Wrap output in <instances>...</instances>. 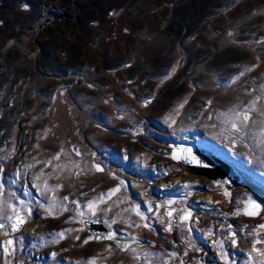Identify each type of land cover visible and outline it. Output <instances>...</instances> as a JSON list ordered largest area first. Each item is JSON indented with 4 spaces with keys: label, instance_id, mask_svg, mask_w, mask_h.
Instances as JSON below:
<instances>
[{
    "label": "rangeland",
    "instance_id": "rangeland-1",
    "mask_svg": "<svg viewBox=\"0 0 264 264\" xmlns=\"http://www.w3.org/2000/svg\"><path fill=\"white\" fill-rule=\"evenodd\" d=\"M262 85L264 0H0V212L25 219L0 231V264H264V103L243 139L218 118ZM167 143L213 152L240 183L182 172ZM53 197L68 199L49 215ZM83 220L144 245L95 242Z\"/></svg>",
    "mask_w": 264,
    "mask_h": 264
},
{
    "label": "water",
    "instance_id": "water-1",
    "mask_svg": "<svg viewBox=\"0 0 264 264\" xmlns=\"http://www.w3.org/2000/svg\"><path fill=\"white\" fill-rule=\"evenodd\" d=\"M147 105L146 103L144 106ZM166 147L171 150L170 159L178 166V168L189 175L201 176L210 180L215 185L222 186L225 191L231 192L240 183L241 175L237 169L227 163L224 159L220 158L213 152L197 145V144H184V143H167ZM181 149H191L192 154L195 155L197 160L201 163L197 164L193 162H184L182 157L185 153L181 152ZM180 159H173V156ZM190 159V157H189ZM21 215V214H20ZM24 217L23 215H21ZM83 228L92 236L95 242L110 243L119 249L121 252H127L131 247H142L143 241L136 239L130 235H124L119 233L114 228L108 227L102 222L93 220H83ZM12 221H7L6 226L10 236L18 234L23 226L19 227L18 231H11ZM2 230V229H0ZM110 234L114 235V239H106L105 237Z\"/></svg>",
    "mask_w": 264,
    "mask_h": 264
},
{
    "label": "snow or ice",
    "instance_id": "snow-or-ice-1",
    "mask_svg": "<svg viewBox=\"0 0 264 264\" xmlns=\"http://www.w3.org/2000/svg\"><path fill=\"white\" fill-rule=\"evenodd\" d=\"M25 7H27V5H25ZM229 35H231V33H229ZM246 71H251L250 68H246ZM173 71H175V69H173ZM244 72H241L239 74V76H243ZM239 76L236 77L235 79H239ZM235 79L233 80V82H235ZM91 86V85H90ZM187 101H185L186 103ZM209 104H211V101L208 102ZM264 103V85L261 86V93L260 95L256 96L255 99H253L252 101H250L246 106H244L243 108H240V106H234L233 108L229 109V111L227 113H220L218 114V118H223L222 119V123L228 126V131H229V135L233 136V137H237L240 139H243L246 135H248L250 133V129H248V124L249 121L251 120V114L254 112H257V105ZM180 107H183V104L180 105ZM239 109V110H237ZM259 115L261 117H264V110H260L259 111ZM122 118V117H121ZM211 119V116L209 117ZM175 121H173L174 123ZM262 123H264V121H262ZM221 135H223V133H221ZM232 143L235 144V139L232 140ZM259 144L261 146V151H264V128L261 129L260 132V137H259ZM182 153H185V155L182 157L184 162H195L197 164H200L201 162L199 160H197V158L195 157V155L192 154V150L191 149H181ZM79 154V153H77ZM190 157V159H189ZM53 159H59V154H57L56 156L53 157ZM173 159H180L178 157H176L175 155L173 156ZM50 163V162H49ZM98 171H101L102 169H100L99 167H97ZM3 172V168H0V173ZM0 187H3V185H0ZM59 186L56 187H49L47 185H45L46 191H52L55 192L57 190ZM185 187H187V185H185ZM119 189H115L112 190L113 193L115 191H118ZM67 200V197H53L52 201L50 202L48 208L46 209V211H48L49 215H53V214H57L56 213V207H57V201L58 200ZM72 203H75L77 205V208L80 207V203L77 201H72ZM171 203V202H169ZM95 204L96 202L94 201H89L87 207L89 208V210L92 211V215L96 214V209H95ZM247 204H249L251 206L252 209H256L257 211H245L244 214L245 215H256L258 214V210L260 209L261 205L259 203H257L255 200H252L250 197L248 198ZM60 207H62V205H60ZM63 210H67L66 208H64ZM14 216H5L2 212H0V229H3L5 227V223H3L2 221L7 220V221H12V225H11V231H18L19 227L21 225H23L25 223V219L24 217H22L20 215V213L18 211H16L15 207H13L12 209ZM137 214H140L138 209H137ZM167 216L171 217L172 216V211H168ZM236 214H240V211L238 210ZM79 215L83 216L84 213L83 212H79ZM141 218L142 219H147L146 217H144L142 214ZM191 217V213L187 212L184 215H182L180 217L181 221H187L189 220ZM145 227H148L147 224L144 225ZM259 227L264 228V225H260ZM168 231L172 230V226L169 223L167 225V229ZM57 235H59L61 238L64 237V232L58 233ZM235 235V234H233ZM106 239H114L115 236L110 234L109 236L105 237ZM77 239H79V237H77ZM258 243H261L262 241H257ZM7 245H14L15 241L13 240H8ZM84 243H88L87 240L84 241ZM232 243L235 244L236 241L235 239L232 240ZM187 254V253H185ZM147 255H151V254H147ZM171 255H175V254H171ZM261 255H264V253H261ZM52 256L55 257L56 253H52ZM224 257L222 256V259ZM87 264H95V261H88Z\"/></svg>",
    "mask_w": 264,
    "mask_h": 264
},
{
    "label": "flooded vegetation",
    "instance_id": "flooded-vegetation-1",
    "mask_svg": "<svg viewBox=\"0 0 264 264\" xmlns=\"http://www.w3.org/2000/svg\"><path fill=\"white\" fill-rule=\"evenodd\" d=\"M225 190V189H224ZM187 212H191V211H187ZM187 212H184L183 214H181L180 215V217L182 216V215H184L185 213H187ZM175 214V213H174ZM191 215H192V213H191ZM181 220V219H180ZM187 221H189V220H187ZM6 231L7 233H8V228H7V226H6V222H5V227L2 229V230H0V231ZM9 234V233H8Z\"/></svg>",
    "mask_w": 264,
    "mask_h": 264
},
{
    "label": "trees",
    "instance_id": "trees-1",
    "mask_svg": "<svg viewBox=\"0 0 264 264\" xmlns=\"http://www.w3.org/2000/svg\"><path fill=\"white\" fill-rule=\"evenodd\" d=\"M214 21V20H213Z\"/></svg>",
    "mask_w": 264,
    "mask_h": 264
}]
</instances>
